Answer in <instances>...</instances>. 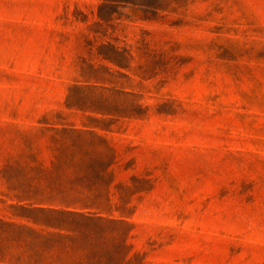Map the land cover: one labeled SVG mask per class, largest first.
I'll return each mask as SVG.
<instances>
[{
	"label": "rangeland",
	"instance_id": "374dc122",
	"mask_svg": "<svg viewBox=\"0 0 264 264\" xmlns=\"http://www.w3.org/2000/svg\"><path fill=\"white\" fill-rule=\"evenodd\" d=\"M63 126L116 155L105 264H264V0H0L4 222L53 231L17 205L71 173Z\"/></svg>",
	"mask_w": 264,
	"mask_h": 264
},
{
	"label": "trees",
	"instance_id": "16d2710c",
	"mask_svg": "<svg viewBox=\"0 0 264 264\" xmlns=\"http://www.w3.org/2000/svg\"><path fill=\"white\" fill-rule=\"evenodd\" d=\"M55 131L50 141L56 152L52 164L71 169V173L65 176L66 179L55 182L56 187L45 202H37L48 206L34 207L31 206L33 203L17 205L29 215L37 213L47 218L46 223H36L54 232L37 233L29 226L0 219V261L105 264V260L96 253V249L105 244L102 237L105 222L127 223L123 217L106 219L99 201L101 195L105 196V173L113 172L111 167L117 163L116 155L105 165V151L93 153L85 150L105 149V138H98L90 130L63 126ZM106 188L109 191L110 186ZM50 198H56L57 203L51 202Z\"/></svg>",
	"mask_w": 264,
	"mask_h": 264
},
{
	"label": "crops",
	"instance_id": "0c3cea01",
	"mask_svg": "<svg viewBox=\"0 0 264 264\" xmlns=\"http://www.w3.org/2000/svg\"><path fill=\"white\" fill-rule=\"evenodd\" d=\"M20 203V202H19ZM21 204V203H20ZM31 203H27V204H22V205H29ZM31 206H34V207H45V206H48L46 204H43V203H33ZM23 218V217H22ZM25 220L27 221H32L31 218L29 217H26L24 218ZM33 223H36V222H33ZM16 224V223H15ZM38 224V223H37ZM33 229V228H32ZM34 230V229H33ZM35 232L37 233H41V232H38L36 230H34ZM43 233H45L44 230H42ZM52 232V231H51ZM54 232V231H53ZM0 264H38V263H35V262H16V261H9V260H4V261H0Z\"/></svg>",
	"mask_w": 264,
	"mask_h": 264
}]
</instances>
